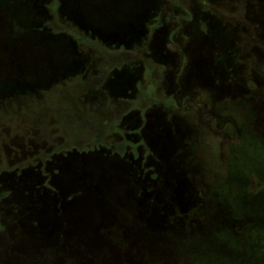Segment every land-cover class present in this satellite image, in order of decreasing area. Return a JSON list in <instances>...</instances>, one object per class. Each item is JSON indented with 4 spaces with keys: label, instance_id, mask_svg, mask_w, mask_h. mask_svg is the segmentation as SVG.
Returning <instances> with one entry per match:
<instances>
[{
    "label": "rangeland",
    "instance_id": "1",
    "mask_svg": "<svg viewBox=\"0 0 264 264\" xmlns=\"http://www.w3.org/2000/svg\"><path fill=\"white\" fill-rule=\"evenodd\" d=\"M0 264H264V0H0Z\"/></svg>",
    "mask_w": 264,
    "mask_h": 264
}]
</instances>
